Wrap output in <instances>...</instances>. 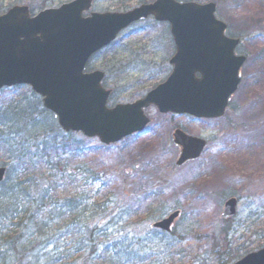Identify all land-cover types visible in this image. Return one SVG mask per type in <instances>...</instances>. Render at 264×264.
Wrapping results in <instances>:
<instances>
[{
	"label": "rangeland",
	"instance_id": "rangeland-1",
	"mask_svg": "<svg viewBox=\"0 0 264 264\" xmlns=\"http://www.w3.org/2000/svg\"><path fill=\"white\" fill-rule=\"evenodd\" d=\"M70 1L0 0V13L15 5H29L37 13L42 5L59 7ZM152 1L94 0L92 10L124 12ZM216 5L218 18L228 26L227 34L242 39L238 53L247 56L227 116L199 120L161 114L152 107L147 111L151 122L144 133L110 145L104 159L105 167L114 172L134 161L149 164L148 173L157 183L155 190L163 192V201L171 207L166 215L173 208L182 213L173 233L152 229L156 220L141 225L125 219L108 225L109 238L120 240L122 256L137 255V264H231L229 252L239 250L235 262L264 246V0H221ZM174 52L170 25L149 18L123 31L89 61L87 70L105 72L104 85L114 91L109 106L132 103L167 79ZM178 127L208 141L200 158L182 166L176 165L179 148L172 139ZM77 136L84 137L82 133ZM93 140L94 145L99 141ZM110 177L104 181L111 182ZM120 184L113 183L112 187ZM132 193L137 195L135 187L125 194ZM232 196L239 199V205L236 216L227 222L221 214L225 201ZM226 227L229 232L223 240Z\"/></svg>",
	"mask_w": 264,
	"mask_h": 264
},
{
	"label": "water",
	"instance_id": "water-1",
	"mask_svg": "<svg viewBox=\"0 0 264 264\" xmlns=\"http://www.w3.org/2000/svg\"><path fill=\"white\" fill-rule=\"evenodd\" d=\"M93 0H72L35 14L16 5L0 15V90L28 85L42 98L66 133H82L104 145L143 133L151 119L147 109L220 119L237 92L247 57L236 50L240 39L227 36V24L214 2L155 0L124 12L91 11ZM88 13V14H87ZM170 24L175 53L168 78L133 103L109 107L113 90L103 87L105 72H86L91 57L142 19ZM180 148L177 166L196 160L208 141L181 128L173 131ZM6 169L0 167V182ZM238 199L229 198L221 218L237 214ZM180 210L152 224L170 233ZM232 264H264V247Z\"/></svg>",
	"mask_w": 264,
	"mask_h": 264
},
{
	"label": "trees",
	"instance_id": "trees-1",
	"mask_svg": "<svg viewBox=\"0 0 264 264\" xmlns=\"http://www.w3.org/2000/svg\"><path fill=\"white\" fill-rule=\"evenodd\" d=\"M94 142L64 133L28 86L0 90V167L6 169L0 182V264L138 263L137 255L122 256L108 225L125 219L143 225L163 218L171 207L155 190L149 164L134 161L122 171L108 170L104 159L110 146ZM110 175L112 181H104ZM113 183L121 184L113 188ZM130 185L134 197L125 194ZM228 232L226 227L223 240ZM238 254L229 252V263Z\"/></svg>",
	"mask_w": 264,
	"mask_h": 264
}]
</instances>
